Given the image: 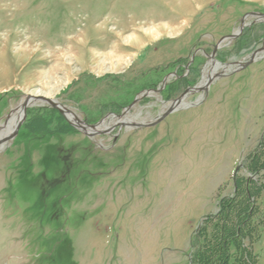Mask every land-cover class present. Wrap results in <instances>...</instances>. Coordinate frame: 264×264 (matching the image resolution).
<instances>
[{"label":"rangeland","instance_id":"rangeland-1","mask_svg":"<svg viewBox=\"0 0 264 264\" xmlns=\"http://www.w3.org/2000/svg\"><path fill=\"white\" fill-rule=\"evenodd\" d=\"M258 15L264 0H0V136L29 96L71 113L32 100L0 140V264H264ZM212 64L192 107L89 134L154 122Z\"/></svg>","mask_w":264,"mask_h":264},{"label":"water","instance_id":"water-1","mask_svg":"<svg viewBox=\"0 0 264 264\" xmlns=\"http://www.w3.org/2000/svg\"><path fill=\"white\" fill-rule=\"evenodd\" d=\"M258 17H264V16H262V15H258ZM245 18H246V16L241 20L240 27L238 28V30H237L235 33H233V34L230 35V36H227V37L222 38V39L218 42V44H217V45L214 47V49H213V52H212L211 58L215 55L216 51L219 49V47L221 46V44H222L224 41L233 40V39H235L236 37L239 36V34L242 32L243 27L245 26V24H244V20H245ZM258 58H259V57H258V55H257V52H255L254 54L251 55V57H250V61L248 62L247 65L252 64V63L255 62ZM243 68H244V67H241L239 70H241V69H243ZM213 77H214V76H213ZM213 77L210 78V79L205 83V85H204L203 87H194V88H191V89H187V90H185V91H184V92H183V93H182V94H181L176 100H174V101L170 104V106L168 107V109L166 110V112H164V113L162 114V116H160L159 118H157L154 122L149 123V124H138V123H134V122H122V123H119V122H118V123H116L113 127H115V126H118V127L121 126V127H125V128H132V129H142V128L152 127V126H154L155 124H157V123H159L160 121H162L163 118H165L167 115H169V114H171V113H173V112H175V111H177V110H179V109H181V108L192 107V106H190V105H189V106H187V105H185V106H180V103H181V101H182L183 99H185L189 94H192V93H195V92H199V91H202V90H206V88H207V87L212 83V81L214 80ZM216 78H219V76H216ZM165 84H166V79L163 80V82H162V86H164ZM147 94H148V93H147ZM32 100L42 101V102L46 103L48 106H50L51 108L58 110V112H59L60 114H62V115L67 114V113H70L68 110H66V109H64V108H62V107H60L58 104H56L55 102H53V101H51V100H49V99H46V98H43V97L35 98V97H30V96H29L28 101L25 102V103L22 105V113H21V117H20L19 121H18L17 124L15 125V127H14V129L12 130V132L10 133V135L6 137V139H12V138L16 135V133H17V131H18L20 125H21V122H22L23 119L25 118V110H26V108H27V106H28V103H29L30 101H32ZM138 100H139V98L135 99L134 102H133V103H132L127 109H125L123 113L126 114V113L131 109V107H132L136 102H138ZM194 105L196 106V104H194ZM121 117H122V115L116 116L117 119H121ZM76 123H78V124H77V127H78L80 130H83V131H85V134H88V133L86 132V130H85L86 127H85V126H81V122H80V121L76 120ZM101 123H103V122L101 121L99 124H101ZM99 124L96 125V126H88L87 128L91 131L89 134H91L92 136H95V135H101V134H106L108 131L112 130V128H113V127H112L110 130H97V127L99 126ZM71 125L75 126L74 124H71ZM93 131H94V132H93ZM236 171H237V169H236Z\"/></svg>","mask_w":264,"mask_h":264},{"label":"bare ground","instance_id":"bare-ground-1","mask_svg":"<svg viewBox=\"0 0 264 264\" xmlns=\"http://www.w3.org/2000/svg\"><path fill=\"white\" fill-rule=\"evenodd\" d=\"M211 67H213V69L211 68L212 70L207 71V73L203 75L202 82H201V84H200L199 87H203L205 85V83L210 78H212V76H214L215 72L218 69V66L216 64H212ZM185 99H183L181 101L180 106L187 105V102H185L186 101ZM21 110H22V107H21V105H19L18 108L15 110V113L16 114L15 115L13 114V116L8 119L7 124L4 126L6 128V131L0 136V138H1L0 140H3L4 138H6L7 136L10 135L11 131L13 130V128L15 127V125L17 124V122L19 121V119L21 117V114H20L21 113ZM67 117H68V119L70 121H73L74 120V116L73 115H69ZM131 121L134 122L135 119L129 118V117H127L125 119V122H131ZM118 122L121 123V122H124V121L123 120H119L117 118H113V119H110V120H107V121H103V123L99 124V126L97 127V130H110Z\"/></svg>","mask_w":264,"mask_h":264},{"label":"trees","instance_id":"trees-1","mask_svg":"<svg viewBox=\"0 0 264 264\" xmlns=\"http://www.w3.org/2000/svg\"><path fill=\"white\" fill-rule=\"evenodd\" d=\"M218 261H220V260H218Z\"/></svg>","mask_w":264,"mask_h":264}]
</instances>
